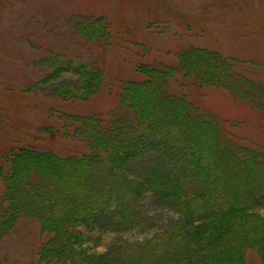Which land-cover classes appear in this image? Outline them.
Here are the masks:
<instances>
[{
	"label": "rangeland",
	"instance_id": "1",
	"mask_svg": "<svg viewBox=\"0 0 264 264\" xmlns=\"http://www.w3.org/2000/svg\"><path fill=\"white\" fill-rule=\"evenodd\" d=\"M95 20L106 29L100 41L83 35L82 26L86 29ZM192 48L212 51L229 62L235 71L230 83L239 85L242 97L236 86L217 89L182 76L176 77L173 90L188 97L194 110L212 117L240 148L264 156V0H0V264H147L145 256L153 246L163 259L179 253L169 247L176 242L171 233L165 241L163 233L171 223L189 225L180 213L147 195L129 199L131 209L145 217L141 228L130 224L109 231L105 220L96 218L104 230L94 227L97 232L67 240L69 249L73 241L80 245V254L62 250L66 240L50 231L52 217L75 207L80 198L95 200L105 187L94 189L92 181L105 183L107 176L94 175L88 164L59 163L51 155L78 157L89 149L85 137L70 133L64 116H92L103 123L115 114L131 117L121 106V95L127 83L142 79L138 67L175 65L176 55ZM75 62L103 70L94 93L71 71ZM145 92L139 90L142 105ZM63 126L69 128L64 134ZM154 148L145 150V161L153 162L164 152L162 145ZM166 151L171 153L172 147ZM15 153V171L25 173L34 187L40 184L35 197L9 185L13 161L5 159L12 160ZM38 172L46 177L41 179ZM51 186L59 189L52 198L43 192ZM72 193L75 201L64 203ZM38 197L52 199L50 211L42 216L33 211ZM11 202L14 211L6 208ZM262 212L264 208H257L256 213ZM243 264L264 260L254 249H246Z\"/></svg>",
	"mask_w": 264,
	"mask_h": 264
},
{
	"label": "trees",
	"instance_id": "2",
	"mask_svg": "<svg viewBox=\"0 0 264 264\" xmlns=\"http://www.w3.org/2000/svg\"><path fill=\"white\" fill-rule=\"evenodd\" d=\"M82 29L89 40L100 41L107 36L104 25L97 20ZM200 50L192 48L181 52L175 57V65L154 63L138 67L142 79L127 83L121 95V106L132 113L131 117L115 114L114 119L106 123L92 116L63 117L71 127V134L88 140L89 149L78 157H51L65 165L88 164L91 173H104L107 182L93 180L92 188L102 184L105 187L95 200L80 198L75 207L52 217L50 231L66 240L61 243L62 250L69 249L67 240L75 238L74 235L104 230L98 227L96 218L105 220L109 231L130 224L141 228L145 217L131 209L129 199L147 195L158 205L180 213L187 225L196 224L191 229L171 223V228L168 226L163 233V240H167V232L169 236L171 233V240L176 242H171L169 247H177L179 253L171 255L170 260L163 259L158 254L160 249L153 246L145 256L150 259L145 261L147 264L162 261L163 264H243L246 249H254L264 260V220L261 219L264 212L256 213L257 208H264V156L251 148H240L212 117L194 110L189 98L176 94L172 88L178 81L177 76L195 78L200 84L217 89L236 86L230 83L235 72L233 66L212 51ZM71 71L79 73L85 89L94 93L99 88L102 69L90 70L87 64L75 62ZM142 87L146 89L145 106L138 100ZM236 87L238 93L239 85ZM66 130L69 131L68 126H63L60 133ZM155 145L164 147V152H160L162 156L158 155L153 162L145 161V150L153 151ZM171 147L168 153L166 149ZM15 154L12 160L5 159L13 161L7 173L12 181H8L9 185L24 196L35 197L40 184L34 187L24 178L25 173L15 171L19 153ZM137 167L140 169L135 172ZM38 173L41 179L46 177ZM75 187L78 190L81 185ZM58 190L51 186L43 192L51 196ZM73 196L77 197L73 193L65 196L64 203H73ZM34 199L36 216L50 211L52 199ZM53 201L55 203L57 198ZM14 206L11 202L6 208L14 211ZM72 244L69 250L80 254V245L75 241ZM152 252H156V257ZM124 263L134 264V261Z\"/></svg>",
	"mask_w": 264,
	"mask_h": 264
}]
</instances>
